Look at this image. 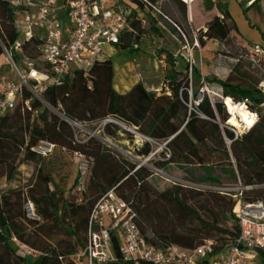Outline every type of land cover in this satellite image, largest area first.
Returning <instances> with one entry per match:
<instances>
[{"label":"trees","instance_id":"trees-1","mask_svg":"<svg viewBox=\"0 0 264 264\" xmlns=\"http://www.w3.org/2000/svg\"><path fill=\"white\" fill-rule=\"evenodd\" d=\"M171 1L164 3L163 10L177 32L183 23L191 36L194 28H201V45L205 39L219 40L235 51L227 53L238 64L225 79L204 76L193 65L191 78L189 64L179 68L174 54L162 49L167 67L161 93L147 90L142 82L127 93L118 92L111 58L95 60L88 70H72L60 84L48 86L40 98L23 86L14 108L0 116V179L6 178L10 183L0 192V264H74V256L87 245L94 205L112 189L135 208L142 234L156 248L172 245L191 251L212 240L217 251L224 250L241 231L235 214L239 201L264 203V89L234 80V75L244 79L240 61L245 54L250 55L249 49L237 42L235 24L220 1L206 0L205 10L199 7L198 0L189 6L181 0ZM18 11L17 6L0 0V58L6 57V47L12 50L20 67L23 54L12 48L19 37ZM146 31L158 33L161 27L154 20L144 28L136 25V33L122 35L116 49L135 51L134 44H139ZM41 43L38 37L26 42L24 55L35 58L40 54ZM252 66L264 75V62ZM204 82L220 86L230 116L222 99L208 92L196 106L190 105L189 88L192 86L195 98ZM260 82L264 83V77ZM28 100L31 109L25 105ZM243 102L258 120L235 136L223 124ZM58 112L79 122L111 116L133 125L144 136L165 142L170 150L171 154L166 153L162 160H153L157 168L176 165L185 171L186 179L208 184V189L177 183L157 188L149 180L154 171L126 160L95 137L78 141L73 127ZM42 140L54 143L57 150L65 148L92 159V174L83 201L51 188L52 176L43 164L46 157L33 150ZM152 151L151 143L145 141L139 154L147 156ZM55 156L54 151L48 157ZM22 166L32 168L30 176L24 175ZM238 187L243 189L224 190ZM30 202L36 217L25 209ZM13 237L40 250L42 255L37 259L20 255ZM119 243L114 234L112 252L116 261L111 264H136L121 256ZM254 253L264 264V250Z\"/></svg>","mask_w":264,"mask_h":264},{"label":"built area","instance_id":"built-area-1","mask_svg":"<svg viewBox=\"0 0 264 264\" xmlns=\"http://www.w3.org/2000/svg\"><path fill=\"white\" fill-rule=\"evenodd\" d=\"M6 1L19 8V37L12 48L23 54L22 62L27 69L21 70L13 59L12 50L4 48L20 80L14 82L2 78L0 116L14 108L18 95L23 86H28L30 79L35 82L30 90L40 98V94L48 86L60 84L63 77L72 70H88L95 60L109 57L120 43L122 35L136 33V25L144 28L154 20L162 27L163 19L173 22L163 10L167 0H139L142 7L137 0ZM181 1L189 6L193 0ZM178 30L185 39L184 48H187V53L183 54V58L189 64L192 74L193 48L198 45V39L194 37L190 42L181 28L178 27ZM35 37L42 41L38 59L29 58L23 53V45ZM134 47H139V44L135 43ZM249 53L253 64L264 62V49L261 45L251 47ZM39 61L43 63L44 69L38 68ZM204 93L205 90L197 104L202 101ZM25 105L31 109L29 100ZM65 120L72 127V123L79 124V121L67 116ZM106 121L111 120L107 118ZM55 148L54 143L42 140L33 150L48 157L54 153ZM76 154L83 155L79 152ZM241 189L243 187L224 190L239 192ZM235 214L241 231L236 240L224 250L217 251L212 240L191 251L172 245L156 248L142 234L135 208L112 189L103 194L94 205L89 220L87 245L74 259L77 264L83 260L85 264H109L116 261L112 252L115 234L120 239L121 256L136 264H257L254 251L264 250V203L240 200ZM13 241L17 252L24 257L37 259L42 255L40 250L15 237Z\"/></svg>","mask_w":264,"mask_h":264},{"label":"rangeland","instance_id":"rangeland-1","mask_svg":"<svg viewBox=\"0 0 264 264\" xmlns=\"http://www.w3.org/2000/svg\"><path fill=\"white\" fill-rule=\"evenodd\" d=\"M169 1L171 0H168L167 2ZM170 3L173 4V1ZM207 4L208 3L206 0H198V5L203 10L207 8ZM162 23H164L166 29H161V31L158 33L146 31L145 36L139 42V47H136L135 52L131 53V48L120 49L118 51L119 55L113 58L115 63L121 65L119 72H122L121 69L126 66L127 62H134L136 64L137 70L142 74V82H144L148 88L152 87L153 85L160 86V83L164 81L167 65H163L164 62L162 61V55L160 52L162 49H167L168 51L172 52L175 58L180 60V65H178L179 68H182L187 63L183 58V54L187 53V48H184V37L180 32H177L174 29V26L168 21L163 19ZM182 25L183 26L181 30L190 42L192 41L191 38L193 37L198 39V45L194 46L193 48V65H197L204 76H218L223 79L228 77L232 68L238 64V60L227 52L235 51L231 47H228V45H220L218 49H214L213 47L205 48V46L201 45L199 40L201 28H194L192 30L193 36H191L188 33L186 24L183 23ZM172 35H175L178 38V41H176ZM208 40L210 39H205V42ZM35 58L38 59L39 54ZM20 68L21 70L27 69L23 63ZM38 68L44 69V65L41 61L38 63ZM240 69L244 74V79L238 78L237 75H234L235 81H240L246 85L257 86L258 88L264 89V83L260 82L264 75L252 66V63L249 59V54H245L241 58ZM190 77L192 78L191 74ZM2 78H4L6 81L9 80L14 82L20 80L7 55L6 57L3 56L0 58V85L3 83ZM118 78L122 81V76L120 74L118 75ZM33 81V79H30V83L27 86L29 89L33 88ZM133 85H135V80H130L126 83V87L129 88L133 87ZM201 85L202 87L195 98L192 96V86L189 88V92L191 94L190 105H197V102L203 94V90H205V92H208L207 90H209V94L212 96H218V98L222 99V91L219 85L206 82L202 83ZM156 92L161 93L162 88L158 89ZM35 96L38 97L37 95ZM222 101L228 116H230L228 111V103L226 102L225 105L224 99H222ZM59 115L64 119L66 118L63 113H59ZM108 118L111 121H106L107 118H105L93 122H78L79 124L72 123L76 139L78 141L84 142L91 137H95L103 142L105 146L111 148L113 151L123 156L126 160L136 163L138 166L144 165L151 169L154 171V174L149 180L159 189H165L175 183L197 189H208V184H198L186 179L187 176L185 171L176 165H169L165 169H159L153 164V160H162L166 153L169 155L171 154L170 150L166 147L165 142L157 141L144 136L137 130L136 127L120 119L111 116ZM229 119L223 124V127L233 132L235 136L240 135L249 129L246 127V125H242V127L232 125L229 123ZM255 119L258 120L256 113ZM145 141H149L153 148L152 153L147 156L139 154V149L142 147ZM55 152L56 156L54 158L46 157L45 160H43L46 170L52 176V188L62 190L67 197H76L78 201H83L84 193L88 188L92 174V159L88 158L84 154L80 155L66 150L56 149ZM25 171L32 173L33 170L32 168H27ZM78 174L79 181L76 183L75 179ZM33 207L34 206L31 207L29 203L25 205V209L29 214H31L34 210ZM222 226L225 227L226 225L224 224ZM77 255L78 254H76L74 258H76ZM259 262L260 259L257 257L256 263ZM74 264L77 263L74 261ZM79 264H85V260Z\"/></svg>","mask_w":264,"mask_h":264},{"label":"crops","instance_id":"crops-1","mask_svg":"<svg viewBox=\"0 0 264 264\" xmlns=\"http://www.w3.org/2000/svg\"><path fill=\"white\" fill-rule=\"evenodd\" d=\"M221 2L223 9L230 15L234 24H235V32L234 35L237 39V42L242 46L250 49L255 45H261L264 49V0H218ZM170 24L174 26V22L168 21ZM161 29H166L164 23ZM173 38L178 41V38L175 35H172ZM221 42L217 39H210L203 46L205 48L213 47L214 49H218L220 47ZM136 49V47H134ZM109 50V49H108ZM119 50L115 49V51L110 53V56L107 58L117 57L119 55ZM135 52V51H133ZM132 53V52H131ZM162 61L163 65L166 66V56L163 54ZM177 57V56H176ZM178 65H180V60H178ZM115 77H114V86L115 89L120 93H127L131 90V88L126 87V83L130 80H135V84L143 81L142 74L137 70L136 64L134 62H127L126 66L120 71V64L115 63ZM197 66V65H195ZM123 73V75H122ZM122 76V81L118 75ZM143 85L147 90L157 91L164 87V81L160 83V86L153 85L148 88L144 82ZM134 86V85H133ZM24 175L30 176L29 172H26V166H22ZM29 169V168H28ZM0 192H2L10 183L6 178L0 179ZM52 188V186H51ZM32 203V202H30ZM34 208V207H33ZM31 217H36L35 208L30 214Z\"/></svg>","mask_w":264,"mask_h":264},{"label":"bare ground","instance_id":"bare-ground-1","mask_svg":"<svg viewBox=\"0 0 264 264\" xmlns=\"http://www.w3.org/2000/svg\"><path fill=\"white\" fill-rule=\"evenodd\" d=\"M255 122V113L250 111L244 102L236 108L229 119V123L237 127L246 125V127L250 128Z\"/></svg>","mask_w":264,"mask_h":264}]
</instances>
